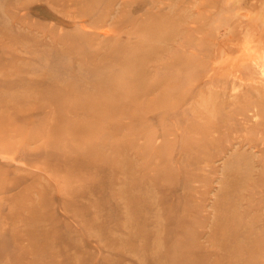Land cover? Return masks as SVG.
Instances as JSON below:
<instances>
[{
	"label": "rangeland",
	"instance_id": "obj_1",
	"mask_svg": "<svg viewBox=\"0 0 264 264\" xmlns=\"http://www.w3.org/2000/svg\"><path fill=\"white\" fill-rule=\"evenodd\" d=\"M201 257L264 264V0H0V264Z\"/></svg>",
	"mask_w": 264,
	"mask_h": 264
},
{
	"label": "bare ground",
	"instance_id": "obj_2",
	"mask_svg": "<svg viewBox=\"0 0 264 264\" xmlns=\"http://www.w3.org/2000/svg\"><path fill=\"white\" fill-rule=\"evenodd\" d=\"M103 0H93V3H94V5H96V7H99L100 6V4H101V2H102ZM111 4H112V2L111 3H108V4H106L105 5V7L106 8H108V9H111ZM89 6V8L90 9H92V8H94V7H92V6H90V5H88ZM104 7V9H106ZM88 12L86 11V12H83L82 10L80 11V15H81V17H86V15L85 14H87ZM106 18V17H105ZM104 18V19H105ZM103 19V20H104ZM103 31V30H102ZM105 31V30H104ZM166 38V37H165ZM168 38V37H167ZM240 52V51H239ZM215 55V54H214ZM218 58V57H217ZM238 58V57H237ZM219 60V59H218ZM222 63V62H221ZM214 64V63H213ZM213 66V65H212ZM111 90H112V88L110 89V91H109V93H111ZM135 90H141L140 88H136ZM96 100H94V102H95ZM250 123V122H249ZM67 162H69V161H67ZM33 184H34V182H33ZM31 186H32V184H31ZM33 187V186H32ZM220 189V188H219ZM45 190V189H44ZM42 193H43V191H42ZM205 201V200H204ZM94 202H96V201H94ZM97 203V202H96ZM81 208H83V207H81ZM93 210H95V209H93ZM101 225V224H100ZM181 225H182V223H181ZM96 226H98V225H96ZM208 228V227H207ZM96 230V229H95ZM86 231H88V230H86ZM92 238V237H91ZM81 240V239H80ZM46 242V241H45ZM48 242V241H47ZM51 242V241H50ZM209 242H210V244L212 245V246H215V247H217L218 248V250H222V247H221V245L220 244H215L214 242H212L211 240H209ZM52 243V242H51ZM105 243V242H104ZM83 244V243H82ZM46 245V244H45ZM68 245V244H67ZM54 246V245H53ZM182 246H183V244H181L180 245V243L178 242L177 244H176V246L173 248L174 250L175 249H177V251H179V252H182L181 251V249L180 248H182ZM220 246V247H219ZM180 247V248H179ZM124 249V248H123ZM223 250H225V249H223ZM236 250H237V257L239 258V257H241L242 256V254H243V250H242V248H241V246H239V245H237L236 246ZM242 251V252H241ZM183 254V253H182ZM182 254H179L178 253V256L179 255H182ZM243 256H244V254H243ZM177 259V258H176ZM177 260H180V258L178 257V259ZM205 262V258H203V257H201V259H199L195 264H203ZM214 264H215V262H213ZM212 263V264H213ZM130 264H131V262H130ZM188 264H191V263H188Z\"/></svg>",
	"mask_w": 264,
	"mask_h": 264
}]
</instances>
